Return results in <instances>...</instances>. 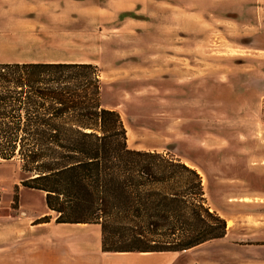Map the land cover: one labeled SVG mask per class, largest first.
<instances>
[{
    "label": "rangeland",
    "instance_id": "obj_1",
    "mask_svg": "<svg viewBox=\"0 0 264 264\" xmlns=\"http://www.w3.org/2000/svg\"><path fill=\"white\" fill-rule=\"evenodd\" d=\"M5 61L97 66L128 148L198 171L227 235L164 264H264V0H0ZM25 177L0 160V223L20 221L0 238V264L38 251L40 219L25 214L45 202Z\"/></svg>",
    "mask_w": 264,
    "mask_h": 264
},
{
    "label": "trees",
    "instance_id": "obj_2",
    "mask_svg": "<svg viewBox=\"0 0 264 264\" xmlns=\"http://www.w3.org/2000/svg\"><path fill=\"white\" fill-rule=\"evenodd\" d=\"M101 96L93 64L0 63V160L19 163L21 185L45 194L56 224L100 226L103 253H180L225 238L198 171L129 149Z\"/></svg>",
    "mask_w": 264,
    "mask_h": 264
},
{
    "label": "crops",
    "instance_id": "obj_3",
    "mask_svg": "<svg viewBox=\"0 0 264 264\" xmlns=\"http://www.w3.org/2000/svg\"><path fill=\"white\" fill-rule=\"evenodd\" d=\"M59 62V61H56ZM0 63H20L17 61H5ZM53 63V62H50ZM55 63V62H54ZM81 63V62H66ZM15 186V185H14ZM20 190V189H19ZM35 191V190H34ZM20 192V191H19ZM45 202V194L39 192ZM24 205L20 197V209ZM25 209V208H24ZM26 210V209H25ZM52 213L46 206L41 209L31 211L27 210L25 219L31 224L43 217H49L48 223L36 224L32 226L36 230V240L38 243V251L34 255V263L30 264H128L137 261L138 264H164L165 258L177 256L180 253H103L102 252V235L101 228L98 225L87 224H56V215L52 217ZM20 218V217H19ZM18 218V219H19ZM23 218H21L22 220ZM3 220V219H2ZM13 222L3 220L0 223V238H5L10 231L8 227L12 225L13 237L19 236L20 221ZM24 222V221H22ZM12 223V224H10ZM2 226V227H1ZM7 228V229H6ZM86 232H94V238H87ZM35 233V234H36ZM221 240V239H220ZM216 241V240H215ZM213 242V241H212ZM210 243V242H209ZM207 244V243H206ZM202 246V245H201ZM193 250V249H192ZM182 252L188 254L190 251Z\"/></svg>",
    "mask_w": 264,
    "mask_h": 264
}]
</instances>
